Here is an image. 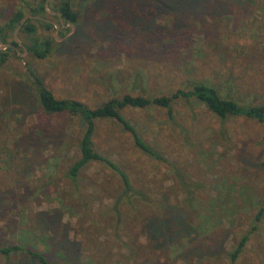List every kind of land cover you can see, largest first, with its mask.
Masks as SVG:
<instances>
[{
    "label": "rangeland",
    "instance_id": "1",
    "mask_svg": "<svg viewBox=\"0 0 264 264\" xmlns=\"http://www.w3.org/2000/svg\"><path fill=\"white\" fill-rule=\"evenodd\" d=\"M70 1L77 19H60L61 26L46 4L43 16L57 27L38 29L53 38L44 58L24 49L27 37L16 26L8 39L18 44L16 54L7 51L0 64V245L19 249L0 253V264H37L25 246L54 264L74 251L73 264H229L223 251L264 198L260 124L219 120L191 99L172 102V119L155 106L124 108L173 170L142 155L115 122L97 121L95 145L145 195L121 202L116 222L118 177L90 162L70 180L66 167L77 157L81 126L74 116L42 115L27 72L54 96L89 107L114 94L162 95L195 81L243 104L264 103V0ZM16 9L28 16L21 0H0V24ZM178 175L193 183L190 197ZM255 223L234 264H264V212Z\"/></svg>",
    "mask_w": 264,
    "mask_h": 264
},
{
    "label": "trees",
    "instance_id": "2",
    "mask_svg": "<svg viewBox=\"0 0 264 264\" xmlns=\"http://www.w3.org/2000/svg\"><path fill=\"white\" fill-rule=\"evenodd\" d=\"M27 8V17L20 23V19L25 15L21 9H16L11 12L9 17L0 24V44H9L4 50H0V64L6 59L7 51H12L16 54V47L18 44L14 40H8L10 33L18 26V32L23 33L27 37V42L23 43L24 49L37 59L44 58L50 50L51 42L53 38L51 36H41L38 29L47 31L53 29V24L50 20H46L43 14L46 12L47 7H50L54 12L52 15L61 26L59 20L63 23H74L77 19V13L72 9L70 0H36L28 2L21 0ZM51 5L53 8H51ZM218 7H221L223 3H217ZM30 85L34 90L36 105L39 112L42 115L54 116L65 115L74 116L78 119L80 124V136L75 143L77 157L67 165L66 175L72 182L84 166L90 162L101 163L109 170H111L118 177L119 186L117 195L112 204V211L115 214L114 220L118 221L121 216L120 205L121 202L131 204L137 199L145 200V195L142 191L132 186V180L128 173L119 166L117 162L104 155L93 141V135L95 132L96 122L99 120H110L115 122L123 131L127 132L130 136L131 142L135 149H137L145 157L166 163L172 168L171 162H169L163 154L155 149L152 145L144 141L135 127L129 123V121L123 115V109L126 107L131 108H145L149 106H155L163 108L168 119H172V102L176 99L194 100L202 104L208 111L214 114L219 120H224L227 117H243L253 120L254 122L262 126V139L264 140V103L260 104H243L233 99L228 94L224 95L210 84L203 82H192L187 89L177 88L176 90L162 95H132L129 93L114 94L111 95L106 101L100 105L89 107L84 102L73 97H56L54 94L45 87L42 79L37 75H34L30 69L27 72ZM26 138V139H25ZM26 143H30L31 139H28V134L25 135ZM13 145H20L19 138L13 141ZM27 146V145H26ZM8 159L14 162L17 158L16 153L8 154ZM16 163V162H15ZM260 165H264V159L261 160ZM174 170V168H172ZM178 183L181 185L182 192L186 194V197L191 196L189 187L193 183H188L185 179L177 176ZM9 193H12L9 191ZM133 204V203H132ZM264 212V198L259 207L256 209L252 216L250 226L245 233L240 235L237 241L234 243L231 250L223 251V254L228 258L229 264H234L236 258L243 249L249 234L256 228L258 220H260L262 213ZM159 219V218H158ZM40 222V221H39ZM165 224V219L160 218L159 224ZM41 226H37L39 230L44 231V223L40 222ZM12 250H19L15 246H2L0 245V253L7 255ZM32 260H35L37 264H54L44 255L43 252L25 246L22 249ZM79 251L73 253L68 252L65 254V264L78 263L77 255Z\"/></svg>",
    "mask_w": 264,
    "mask_h": 264
},
{
    "label": "water",
    "instance_id": "3",
    "mask_svg": "<svg viewBox=\"0 0 264 264\" xmlns=\"http://www.w3.org/2000/svg\"><path fill=\"white\" fill-rule=\"evenodd\" d=\"M23 19H24V17H22L21 19H20V23L23 21ZM52 24H53V26H54V29L57 27V24L56 23H53L52 22ZM17 29V28H16ZM7 45L5 44V45H0V48H5Z\"/></svg>",
    "mask_w": 264,
    "mask_h": 264
}]
</instances>
